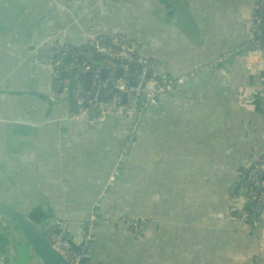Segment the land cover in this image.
Wrapping results in <instances>:
<instances>
[{
    "label": "crops",
    "instance_id": "obj_1",
    "mask_svg": "<svg viewBox=\"0 0 264 264\" xmlns=\"http://www.w3.org/2000/svg\"><path fill=\"white\" fill-rule=\"evenodd\" d=\"M159 1L0 0V200L36 224L64 225L74 246L94 218L88 264H252L253 256L264 264V211L247 226L234 194L238 167L264 152V70H249L242 55L254 2L186 0L197 28L191 44L145 12L162 10ZM60 30L77 43L127 32L162 81L184 84L139 120L108 115L95 129L63 106L47 112L10 96L52 94L27 49ZM90 73L96 97L103 82ZM130 219L149 224L144 237L130 238ZM8 242L0 230V250Z\"/></svg>",
    "mask_w": 264,
    "mask_h": 264
},
{
    "label": "built area",
    "instance_id": "obj_2",
    "mask_svg": "<svg viewBox=\"0 0 264 264\" xmlns=\"http://www.w3.org/2000/svg\"><path fill=\"white\" fill-rule=\"evenodd\" d=\"M252 7V26L249 32L248 43L244 47V63L249 70H264V61L262 54L264 51V0H253ZM62 37V35H61ZM58 38H60L58 36ZM116 41L121 47L110 45L108 39L100 37L85 44L78 50H72L69 46L63 47V58L72 68L81 69L82 74L90 72V58L101 60L99 68L94 71L95 78L99 75L101 69L107 73L106 84L112 86L116 92L115 103L108 107L98 104L96 97L86 96L83 87V81L75 75L74 101L78 112L87 117L95 116L92 121L97 122L104 115H124L137 119L144 114L147 108L156 106L161 100L173 94L174 86L184 84V79L172 81H159V67L153 59L145 58L137 51L136 44L123 37H117ZM48 48V47H46ZM40 63L49 66L55 78L58 77V67L55 62L36 59ZM80 64V65H79ZM129 66L136 67L137 72L130 76V79H137L138 85L135 88L128 86L130 79H117L114 72L118 69L126 70ZM115 72V73H116ZM151 74L158 81L147 79L146 75ZM67 81L61 82V86L66 87ZM142 84H151L152 88L144 90ZM126 95V104H120V95ZM131 96H134L132 101ZM135 105L137 109H132ZM130 148L128 143L121 156L127 155ZM114 179L110 178L112 182ZM235 191L244 199L245 210L242 216L243 223L251 228L257 226V221L264 211V152L256 158L245 169H240L235 174ZM96 220L92 218L86 226L85 235L80 240V250H76L66 239L64 225H57L55 229L47 233V240L51 247L65 255L69 264H79L84 258V252L95 241L94 224ZM125 227L131 239L137 240L145 236L149 227L143 220L130 219L125 220ZM252 264H262L257 256H253ZM88 264V263H83Z\"/></svg>",
    "mask_w": 264,
    "mask_h": 264
},
{
    "label": "water",
    "instance_id": "obj_3",
    "mask_svg": "<svg viewBox=\"0 0 264 264\" xmlns=\"http://www.w3.org/2000/svg\"><path fill=\"white\" fill-rule=\"evenodd\" d=\"M159 2L162 5L164 3V8L162 10H158V12H152L148 9H145V12L148 13V16L152 17L159 25L165 26L166 28H169L174 32L181 34L182 38L185 39L186 42H191V44H193L195 42L193 41V39L195 38V35L197 33V28L188 2L186 0H160ZM58 36L60 38H58ZM100 37L108 39L110 45L114 47H121L120 44L116 41L117 37H123L129 41L136 42L134 37H132L127 32H116L108 34H87L83 36L82 42L77 43L67 38L66 31L60 30L48 40L41 42L39 45L28 47L27 49V52L30 54V57L26 59L27 63L31 64V66H33L34 68H42L48 71V78L51 83L50 89L52 94L45 95L35 92H12L10 93V96L30 97L41 103V105L46 109L47 112H52L55 108L63 106L67 109L68 112L72 114V118H82L92 129L98 128L100 124L92 121V119L95 118L94 115L89 118L87 116L81 115L77 110L76 103L73 98L76 88V68H72L68 64V62L63 58L62 52L64 46H69L72 50H78L88 42L96 40ZM230 53L231 55L235 54V52ZM244 53L245 52H242V55H244ZM143 57L152 59L148 55H143ZM35 59L52 61L56 63L57 67L62 68L63 73L66 75L67 81L65 91L61 85H58L54 88V80L60 81V77L55 78L54 74L49 71L50 68L48 65L40 63ZM89 64L93 67H99V64L95 63L93 58H90ZM127 70L128 72L133 73L134 67L129 66ZM159 73L160 76L158 80L161 82H165L162 81L160 68ZM99 76L101 82H103V85L98 88L96 94V102L98 104H101L102 93H104V90H106L109 91V95L106 96V100H108L109 102L112 101L111 103L113 105L117 96L116 92L112 89V86L106 84L107 73L101 69ZM123 77V70L118 69L116 72V78L123 79ZM146 78L155 79V77L151 74H147ZM175 80L177 79H174V81ZM168 81H173V79ZM90 82L91 73H84V86L85 91L87 92H89L90 90ZM127 84L129 87L135 88L138 85V80L135 78L130 79ZM141 87L144 90H147L152 88V85L142 84ZM185 89L187 90L186 95H188L192 89V86H190V84H187ZM131 99L133 101L134 96H131ZM120 104H126L125 94L120 95ZM110 105L106 109H110L111 107H113ZM132 109L134 110L137 108L135 107V105H133ZM107 116L108 115L103 116L105 117L104 121L108 119ZM116 116L122 117L124 115ZM126 117L130 120L133 119L131 116ZM126 158L127 157L120 156V161L124 162ZM56 226V222H51L44 225L36 224L34 221L24 216L18 210L12 208L11 206L0 200V230L5 233V236L10 241V243H6L4 249L0 250V264H69L65 258V255L57 250H54L47 240V233L50 230L55 229ZM68 242L76 250H80V243L79 245L74 246L69 240ZM83 263H89L86 252H84V258L79 264Z\"/></svg>",
    "mask_w": 264,
    "mask_h": 264
},
{
    "label": "trees",
    "instance_id": "obj_4",
    "mask_svg": "<svg viewBox=\"0 0 264 264\" xmlns=\"http://www.w3.org/2000/svg\"><path fill=\"white\" fill-rule=\"evenodd\" d=\"M94 62L95 63H97V64H100L101 63V60H99V59H97V58H95L94 59ZM80 65V64H79ZM91 66V65H90ZM99 67H93V66H91V71L93 72V71H95V70H97ZM58 69V77H60V81H58V80H54V82H53V86H54V88L56 87V86H58V85H61V82H63V81H65L66 80V75L63 73V70H62V68H57ZM134 71L135 72H133V73H130L131 74V76L133 75V74H135L138 70H137V68L136 67H134ZM116 72V71H115ZM114 72V77L116 78V73ZM75 75H76V77H78V78H80V80L81 81H83L84 82V74H82V72H81V69H77L76 70V72H75ZM153 81H158V80H156V79H152ZM84 92H85V94H86V96H88V97H93V95H94V93L91 91V90H89V92H87V91H85L84 90ZM135 142V138H131V140H130V145H132L133 143ZM241 168H239L236 172H238L239 170H240ZM235 172V173H236Z\"/></svg>",
    "mask_w": 264,
    "mask_h": 264
},
{
    "label": "rangeland",
    "instance_id": "obj_5",
    "mask_svg": "<svg viewBox=\"0 0 264 264\" xmlns=\"http://www.w3.org/2000/svg\"><path fill=\"white\" fill-rule=\"evenodd\" d=\"M139 118H141V117H139ZM139 118H137L136 121L139 120ZM128 143L130 144V142H128ZM124 149H125V147H124ZM123 152H124V150H123Z\"/></svg>",
    "mask_w": 264,
    "mask_h": 264
},
{
    "label": "flooded vegetation",
    "instance_id": "obj_6",
    "mask_svg": "<svg viewBox=\"0 0 264 264\" xmlns=\"http://www.w3.org/2000/svg\"><path fill=\"white\" fill-rule=\"evenodd\" d=\"M236 169H237V168H236ZM238 169H239V167H238ZM238 169H237V170H238Z\"/></svg>",
    "mask_w": 264,
    "mask_h": 264
}]
</instances>
